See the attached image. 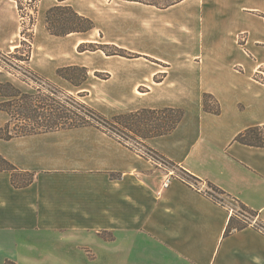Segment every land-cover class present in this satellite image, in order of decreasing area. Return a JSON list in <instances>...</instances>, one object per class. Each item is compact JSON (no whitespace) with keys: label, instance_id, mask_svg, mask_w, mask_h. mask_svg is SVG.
Here are the masks:
<instances>
[{"label":"crops","instance_id":"1","mask_svg":"<svg viewBox=\"0 0 264 264\" xmlns=\"http://www.w3.org/2000/svg\"><path fill=\"white\" fill-rule=\"evenodd\" d=\"M204 1L201 14L186 9L175 22L179 34L143 19L142 12L116 26L126 49L170 64V72L100 71L110 76L116 98L132 101L130 111H184L171 133L143 142L172 164L150 162L93 127L0 139V157L33 175L30 184L15 188L10 174L0 171V264H264V234L252 224L224 236L227 201L213 200L205 188L214 185L264 226V147L235 141L249 128L264 127V23H242V11L264 12V0ZM7 24L0 43L18 33ZM171 32L174 53L155 55L133 44L151 33L166 44ZM240 36L242 54L236 56L231 43ZM199 42L207 51H199ZM158 74L163 79L151 86ZM203 93L218 102V115L202 110ZM7 121L0 111V128Z\"/></svg>","mask_w":264,"mask_h":264},{"label":"rangeland","instance_id":"2","mask_svg":"<svg viewBox=\"0 0 264 264\" xmlns=\"http://www.w3.org/2000/svg\"><path fill=\"white\" fill-rule=\"evenodd\" d=\"M203 5H205L204 0H65L64 2L40 0L35 4L34 10L24 7V5L23 9L18 11L15 2L0 0V39L1 34L5 32L7 23L12 24V32L18 30L16 36L10 42L0 43V82H9L28 94H36V89L39 87L44 89L42 94L52 88L57 89L60 99H65V96L70 95L76 101L95 109L106 119L141 109H149L141 108L130 111L132 101L127 102L126 99L116 98L111 90L110 76L107 72L100 71L110 72L113 67H130L148 69L153 72L162 70L170 72L169 67L171 65L126 49L123 44L127 45L128 43L125 37L119 36L115 32L116 26L123 28L127 21L135 17V13L142 12L146 15L143 19L152 22L161 21L165 28H168V30L172 28L174 31L176 29L179 34L182 27L180 23L175 22L181 18L186 9H196L201 14ZM56 6L70 7L78 15L90 20L93 28L84 33H71V36H68L70 34L63 35L71 28L87 27V24L46 23L48 10ZM59 14L69 16L68 12H57L52 17ZM31 19L34 20L33 23ZM197 20L200 21V18H197ZM242 23H264V12L242 11ZM145 24L148 25L149 23ZM48 28L63 36L50 35ZM185 30L192 32L194 29L183 28V31ZM198 31L200 37L201 29H198ZM152 32H155L153 28ZM156 35V33H151V36L143 38V41H135L133 44L136 48L155 55L163 56L166 53L176 51L173 46L177 43V40L173 32L166 38V44L164 42L161 44V39ZM78 39L84 40L80 49H78L79 46L67 49L68 44L72 45ZM203 43H198L200 52L207 51ZM242 43V36L236 42L231 43L233 45L231 51H235L236 56L238 53L242 54V48L240 47ZM12 46H15L14 49L18 48L16 54H14V49H11ZM27 56L29 57L27 63L18 60L19 58L25 59ZM68 66L86 68L87 77L84 80H82V74L77 71L68 73L69 77L81 82L80 87L75 88L56 76L58 69ZM163 77L164 75L158 74L150 80L149 84L152 86V82L158 83ZM138 92L142 94L144 90L140 89ZM78 93L83 96L80 97ZM136 95L138 97L142 96L138 93ZM152 95L156 96L158 92L155 90L151 93ZM2 101L0 99V103ZM208 105L213 108L216 107L212 101L208 102ZM149 119L153 120L154 118L150 117ZM120 130L126 134L125 136L120 134V136L124 137L130 146L133 144L130 142L131 139L139 142V139L132 133L123 128H120ZM113 136L117 137L116 135ZM164 164L166 163L164 162ZM167 166L172 168L169 165ZM173 173L181 175L176 169H173ZM224 200L227 201V206L233 204L230 200ZM235 209L238 211L236 206ZM104 238L107 237L104 235Z\"/></svg>","mask_w":264,"mask_h":264},{"label":"trees","instance_id":"3","mask_svg":"<svg viewBox=\"0 0 264 264\" xmlns=\"http://www.w3.org/2000/svg\"><path fill=\"white\" fill-rule=\"evenodd\" d=\"M16 3L18 11H21L24 7L33 9L35 4L40 0H11ZM64 2L65 0H58ZM137 1V0H133ZM57 12H68L69 16L65 14L56 15ZM32 23L34 22L31 19ZM46 23H85L87 27L71 28L67 33H84L93 28V24L90 20L78 15L70 7L56 6L48 10L46 14ZM50 35L63 36L60 33H55L48 28ZM62 34V33H61ZM83 44L79 45L78 49ZM18 52V48L14 49V54ZM15 56V55H13ZM19 61L27 63L29 57L25 59H18ZM1 66V65H0ZM79 72L82 74V80L87 77V70L84 67L68 66L60 68L56 71V76L65 80L73 87H80L81 82H77L68 73ZM81 76V75H79ZM41 87L36 89V94L24 93L9 82H0V99L3 101L0 103V111L5 112L9 116V120L4 127L0 128V139L10 140L12 138L26 137L35 134L69 130L83 127H93L110 137L117 139L122 144L129 148H132L123 136L126 134L120 130L125 129L127 132L132 133L139 139L136 142L135 139H131V144H140L147 149L143 142L149 138L164 136L171 133L183 118L184 111L182 109L163 108L159 110L155 109H141L135 112L120 114L113 116L110 119H106L95 109L88 105L76 101L72 96H65V99L59 98V92L57 89H50L43 93ZM79 96L81 93H78ZM212 101L215 108L210 107L208 102ZM202 110L205 113L218 115L220 113V107L217 101L209 94H202ZM153 117V120L149 118ZM158 118V119H156ZM155 120V122H154ZM116 135L117 137H114ZM235 141L253 147H264V127H253L241 132L235 137ZM162 161L172 164L162 158ZM0 171H4L10 174L11 183L15 188H23L30 184L33 180V175L28 173L19 172L15 167L9 164L6 160L0 157ZM189 176V175H188ZM190 177V176H189ZM191 178V177H190ZM193 180L197 181L193 178ZM207 188L213 192L210 193L213 200L223 201L224 199L230 200L234 206L238 208V211L233 212L227 223L224 231V236H228L233 231H239L252 225L251 221L255 218L256 213L237 202L236 200L226 196L223 191L216 188L210 183H206ZM208 193V195H210ZM254 227L264 234V226L256 223Z\"/></svg>","mask_w":264,"mask_h":264},{"label":"built area","instance_id":"4","mask_svg":"<svg viewBox=\"0 0 264 264\" xmlns=\"http://www.w3.org/2000/svg\"><path fill=\"white\" fill-rule=\"evenodd\" d=\"M131 146L134 148V150L136 151V153H138L139 155H142L143 157L147 158L150 162H153V163H156V164H164V161H162V159H160L154 153L148 151L147 149H145L141 145L134 144V145H131ZM180 178H182L184 181L189 182L191 184L193 183L192 181L189 180V177H187V176L184 177V175L183 176L181 175ZM169 183H170V177L167 176L165 178L164 182L162 183V188L167 187ZM228 210H229V212L231 214L236 211V210L234 211V209L231 206H228ZM255 222L256 221L254 219L251 221L252 224H255Z\"/></svg>","mask_w":264,"mask_h":264},{"label":"bare ground","instance_id":"5","mask_svg":"<svg viewBox=\"0 0 264 264\" xmlns=\"http://www.w3.org/2000/svg\"><path fill=\"white\" fill-rule=\"evenodd\" d=\"M14 49V48H13Z\"/></svg>","mask_w":264,"mask_h":264}]
</instances>
